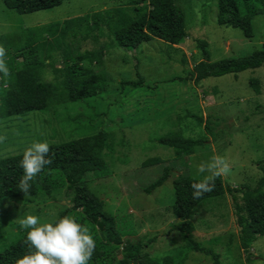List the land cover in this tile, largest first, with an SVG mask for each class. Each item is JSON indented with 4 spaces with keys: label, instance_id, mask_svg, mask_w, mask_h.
<instances>
[{
    "label": "rangeland",
    "instance_id": "374dc122",
    "mask_svg": "<svg viewBox=\"0 0 264 264\" xmlns=\"http://www.w3.org/2000/svg\"><path fill=\"white\" fill-rule=\"evenodd\" d=\"M132 1L65 0L51 9L22 14L7 9L0 0V36ZM217 1L177 0L187 24L186 38L180 45L173 46L177 49L151 40L128 53L109 47L106 31L100 35L98 43L92 38L84 40L79 34L70 45L80 52L104 46L102 66L93 64L95 71L107 74V80L99 83L102 88L83 101L53 104L44 111L1 119L0 156L23 152L35 141H67L82 132L91 134L102 127L109 134L110 149L101 152V168L108 173L98 177L87 172L82 180L103 209L119 218L128 215L135 234L125 235L123 240L132 241L137 237L146 240L155 236V241L145 247L142 254L161 257L168 250L178 248L187 251L184 264H211L210 257L184 249L178 232L164 234L177 223L170 211L174 197L172 178L178 174L202 178L208 173H199L198 168L217 156L229 164L230 173L221 179L232 189L251 188L264 177V63L236 76L208 77L198 83L188 79L185 84L175 80L192 70L199 56L197 38L208 42L211 60L244 56L264 47L262 15L252 19L254 36L249 39L238 29L216 24ZM182 55L186 58L184 64L180 62ZM61 57V52H57L54 58L57 66L61 64ZM123 58L130 63L124 64ZM134 65L142 76V85L121 91L118 84L122 78L138 80ZM80 66H88V62L83 61ZM252 76L260 80L259 94H254L248 85V78ZM80 113L85 119L81 124L75 123L72 119ZM188 114L201 115L202 123L195 125L192 118L185 117ZM87 119L94 120L95 129L88 130ZM207 119L214 131H220L215 138L205 129ZM13 120L14 123H10ZM180 130L190 137L201 135L205 145L196 147L191 155L175 157L171 148L154 141L157 136ZM153 156L161 158L162 164L141 166L142 161ZM166 165L173 166L170 178L150 194L142 192L141 187ZM64 189L40 191L35 197L1 203L0 251L19 237V220L24 215L33 214L41 221H48L55 218L61 208L71 207V195L67 196ZM236 204L243 205L240 192H225L197 205L190 216L195 228L193 235L196 241L219 255V264H264V235L247 251L239 245ZM120 227L124 226L120 224ZM248 254L254 262H248Z\"/></svg>",
    "mask_w": 264,
    "mask_h": 264
},
{
    "label": "trees",
    "instance_id": "16d2710c",
    "mask_svg": "<svg viewBox=\"0 0 264 264\" xmlns=\"http://www.w3.org/2000/svg\"><path fill=\"white\" fill-rule=\"evenodd\" d=\"M1 1L7 9L23 14L51 9L65 0ZM216 7L217 25L238 29L249 39L254 36V16L264 17V0H218ZM186 29L185 14L177 0H133L127 5L92 11L62 22L24 28L13 35L0 36L2 47L5 49L4 62L8 68L7 75L0 74V120L12 116H26L32 111H44L53 104L76 103L97 94L102 88L99 83L107 80V74L102 70L95 71L93 64L102 66L104 46L80 52L70 45L79 34H82L84 40L92 38L98 43L100 35L106 31L109 47L130 53L138 49L143 42L151 40L162 41L168 47L177 49L173 46L183 42ZM196 47L199 56L192 70L186 72L185 77L175 78L182 84L188 79L198 83L208 77L226 74L236 76L245 70H255L264 63V47L244 56L216 60H211L205 39L197 38ZM57 52L62 54L59 66L54 61ZM83 61H87L88 66H80ZM122 62L130 63L125 58ZM180 62L186 63L184 55L181 56ZM134 67L138 80L122 78L118 84L121 91L142 85V76L136 65ZM47 77L49 78L46 79ZM248 83L254 94L260 93V80L257 77H249ZM185 117L192 118L197 126L202 123V116L199 114H188ZM84 119L80 113L72 120L81 124ZM10 123H14V120ZM86 127L88 130L95 129L94 120L87 119ZM205 129L214 138L220 134L219 130L214 131L208 119L205 121ZM154 141L171 148L175 157L191 155L196 147L205 145V138L201 135L190 137L181 130L157 136ZM48 143V158L51 164L45 165L29 182L27 195L17 187L23 175L19 166L22 152L0 156V204L7 200L28 199L37 196L40 191L49 193L64 187V193L71 195L72 206L61 208L57 215H70L91 231L96 240V249L89 264L185 263L187 251L178 248L168 250L161 257L142 254V250L155 241V236L146 240L139 237L132 241L123 240L125 235L135 234L128 215L119 218L103 209L100 201L82 180L87 172H93L98 177L108 173V170L101 168V152L105 148L110 149L109 134L105 129L99 127L91 134L82 132L67 141ZM162 162L161 158L153 156L142 161L141 166L151 167ZM172 172L173 166H163L153 180L141 187V191L150 194L162 186ZM200 179L202 178L189 174H178L172 178L174 197L170 211L177 223L164 234L178 232L184 249L210 257L211 264H219V255L212 248L196 241L193 235L195 228L190 220L193 209L200 203L222 196L225 192H240L243 205H235V215L239 228V245L247 251L258 237L264 235V177L258 180L255 186L243 189H232L218 177L211 192L193 199L192 185ZM120 219L128 224L119 222ZM120 224L124 226L122 229ZM18 230L19 237L0 251V264H15V259L29 250L24 243L26 231L19 226ZM118 252L120 257L117 256ZM247 260L254 262L250 254Z\"/></svg>",
    "mask_w": 264,
    "mask_h": 264
},
{
    "label": "clouds",
    "instance_id": "9594fccd",
    "mask_svg": "<svg viewBox=\"0 0 264 264\" xmlns=\"http://www.w3.org/2000/svg\"><path fill=\"white\" fill-rule=\"evenodd\" d=\"M5 49L0 47V74L7 75L4 62ZM3 137H0L2 142ZM50 145L47 141H35L22 152L19 166L23 175L18 189L28 194L30 181L51 164L48 158ZM231 169L228 162L220 156L198 168L204 175L192 185L193 199L211 192L218 177L228 175ZM19 227L26 231L24 243L28 251L15 259V264H89L96 249V240L91 231L70 216H56L48 221H41L37 215L26 214L19 220Z\"/></svg>",
    "mask_w": 264,
    "mask_h": 264
}]
</instances>
